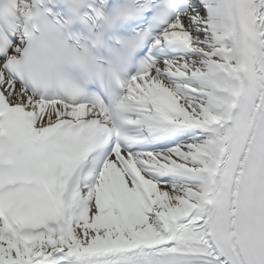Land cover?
<instances>
[{"label":"snow or ice","instance_id":"6c2138e0","mask_svg":"<svg viewBox=\"0 0 264 264\" xmlns=\"http://www.w3.org/2000/svg\"><path fill=\"white\" fill-rule=\"evenodd\" d=\"M0 264H264V0H0Z\"/></svg>","mask_w":264,"mask_h":264}]
</instances>
